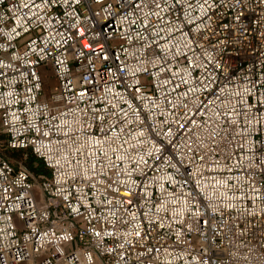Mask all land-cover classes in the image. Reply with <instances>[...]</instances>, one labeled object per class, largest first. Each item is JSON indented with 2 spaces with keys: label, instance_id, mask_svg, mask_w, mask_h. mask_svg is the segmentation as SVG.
Wrapping results in <instances>:
<instances>
[{
  "label": "built area",
  "instance_id": "obj_1",
  "mask_svg": "<svg viewBox=\"0 0 264 264\" xmlns=\"http://www.w3.org/2000/svg\"><path fill=\"white\" fill-rule=\"evenodd\" d=\"M0 135V264H264V0H0Z\"/></svg>",
  "mask_w": 264,
  "mask_h": 264
},
{
  "label": "rangeland",
  "instance_id": "obj_2",
  "mask_svg": "<svg viewBox=\"0 0 264 264\" xmlns=\"http://www.w3.org/2000/svg\"><path fill=\"white\" fill-rule=\"evenodd\" d=\"M40 73H41L42 83H43L42 93L45 96H49L50 93L54 89V82L55 81H54L53 75L48 72V68L45 65H43L40 68ZM3 139H4L3 136L0 135V143L2 142ZM6 153L8 154L7 151H6ZM27 154H28L27 151L21 152V157L17 158V160H15L13 162H14V164H17V163L21 164L23 166V168H25L27 171L30 172L31 175H33L35 177V175L31 172L29 167L25 165V160L27 159Z\"/></svg>",
  "mask_w": 264,
  "mask_h": 264
},
{
  "label": "trees",
  "instance_id": "obj_3",
  "mask_svg": "<svg viewBox=\"0 0 264 264\" xmlns=\"http://www.w3.org/2000/svg\"><path fill=\"white\" fill-rule=\"evenodd\" d=\"M8 154L6 153L7 157H9L12 160H17V158L21 157V152L27 151V159L25 160V165L29 167L31 172L37 176V175H48L49 171L48 169L44 166V164L37 159L31 151L29 150H20V149H13V150H6Z\"/></svg>",
  "mask_w": 264,
  "mask_h": 264
}]
</instances>
